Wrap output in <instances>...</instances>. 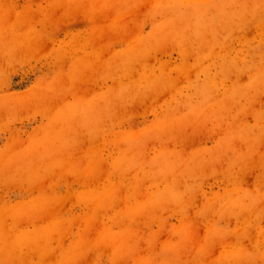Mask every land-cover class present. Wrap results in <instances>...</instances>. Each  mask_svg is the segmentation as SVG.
<instances>
[{
    "label": "rangeland",
    "instance_id": "374dc122",
    "mask_svg": "<svg viewBox=\"0 0 264 264\" xmlns=\"http://www.w3.org/2000/svg\"><path fill=\"white\" fill-rule=\"evenodd\" d=\"M0 264H264V0H0Z\"/></svg>",
    "mask_w": 264,
    "mask_h": 264
}]
</instances>
